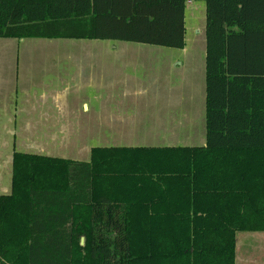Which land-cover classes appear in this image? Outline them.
<instances>
[{
    "label": "trees",
    "instance_id": "16d2710c",
    "mask_svg": "<svg viewBox=\"0 0 264 264\" xmlns=\"http://www.w3.org/2000/svg\"><path fill=\"white\" fill-rule=\"evenodd\" d=\"M186 2L0 0V38L183 49ZM205 6V146L14 152L0 264H235L264 232V0Z\"/></svg>",
    "mask_w": 264,
    "mask_h": 264
},
{
    "label": "rangeland",
    "instance_id": "374dc122",
    "mask_svg": "<svg viewBox=\"0 0 264 264\" xmlns=\"http://www.w3.org/2000/svg\"><path fill=\"white\" fill-rule=\"evenodd\" d=\"M191 1L199 4L198 0ZM204 2L201 5H204ZM200 13L205 15V7L196 14ZM203 16L200 15L194 24H188L185 50L112 40L0 38V195L11 193L13 151L10 146L12 138L7 136L8 109L12 115L15 105L21 104L22 101L31 102L43 98L52 100L57 93H61L66 94L71 100L74 99L78 106L85 101L88 102L91 107L88 116L93 117L100 107L92 106L96 104L90 94L94 89L88 88L87 81L95 76V70L91 69L89 64L94 58L100 57L95 55L100 52L150 53L152 54L150 56L157 58L139 61L161 63L163 68L157 73L161 82L151 88L147 80L154 73L144 68L122 73L124 68L122 67L120 71L112 72L116 77L112 75L108 83L109 93L115 105L108 108L109 131L106 136L87 140L83 156H55L89 161L90 147L205 145V100L202 107L200 98L197 97L198 93L194 99L191 93V81L200 80L198 77L200 73L197 68L193 72L185 67L176 66L178 62L200 61V56L205 53ZM202 19L203 23H200ZM60 53L79 54L84 59H63L61 58L63 56L58 55ZM172 62L174 66L171 68ZM109 67L114 69L116 65ZM70 75L75 81L65 85ZM128 75H140L141 82L136 84V78L126 77ZM115 78L117 81H113ZM122 79L133 83L131 88L138 92L131 97H123L119 93L122 90L119 84ZM127 88L128 85L125 86V89ZM118 102H123V105L118 106ZM77 115L79 116V113ZM17 143L15 151L22 152L20 139H17ZM235 264H264V232L236 234Z\"/></svg>",
    "mask_w": 264,
    "mask_h": 264
},
{
    "label": "crops",
    "instance_id": "0c3cea01",
    "mask_svg": "<svg viewBox=\"0 0 264 264\" xmlns=\"http://www.w3.org/2000/svg\"><path fill=\"white\" fill-rule=\"evenodd\" d=\"M203 0H198V5L191 0H187L185 7V29H186V38H187V28L188 24H194L200 15L196 14L201 12L203 7H205L206 18V6L204 5ZM193 21V22H192ZM200 23H203V19L200 20ZM202 30L200 33L202 34ZM204 36H205V25H204ZM187 48V41L184 47ZM183 48V50H185ZM63 56V59H72L79 60L84 59L80 57L79 54H58ZM94 61H92L89 66L91 69L95 70V76L90 81H87L88 88H92L93 93L90 90L91 99L96 104L92 106L99 105L100 109L96 112V115L93 117L88 116L91 113V107L88 102H83L81 106L77 105V102L73 99H69L66 94L57 93L55 98L49 100L43 98L42 100L35 101H22L21 104L15 105V111L11 115L10 109H8L7 114V127H8V138H12V153L14 154L18 143L17 139H20V153L34 154V155H43L57 158L55 155H78L83 156L86 149L87 140L93 138H103L106 136V133L109 131V107H113L115 104L112 102V95L109 93V78L116 77V71H120L122 67V73L125 71L140 70L141 68L146 69L147 71H152L154 74L150 79L147 80V83L151 88L156 86L161 82V78L157 73L161 71L163 65L158 61H144L140 62L139 59L152 60L157 57L150 56V53H138L136 52H100L96 53ZM157 55V54H155ZM112 56V57H110ZM136 59V61H135ZM110 60H124L121 62H112ZM110 65H116L114 69L110 68ZM121 65V66H118ZM174 63L170 64L172 68ZM176 66L185 67L194 72L197 68L198 73H200V80L197 82L192 79L191 81V93L192 99L196 97L198 93V98L203 107L205 100V127H206V36H205V53L200 56V61H189L187 63L178 62ZM165 68V67H164ZM75 70V68H74ZM126 77H135L136 84L141 82L140 75H128ZM194 77V75H193ZM199 79V78H198ZM75 78L71 75L69 76L68 83L65 82V85L74 83ZM117 81V79H113ZM200 81V82H199ZM134 83V84H135ZM94 84V87H93ZM122 90L119 93L127 98L135 95L138 90L135 92L131 88L133 83L122 79L120 81ZM128 85V88L125 89V86ZM111 89V87H110ZM115 90V89H114ZM138 104V103H137ZM118 106L123 105V102H118ZM139 105V104H138ZM79 113V116L77 115ZM87 115V116H86ZM207 132V131H206ZM105 133V135H104ZM206 144V143H205ZM205 146V145H203ZM120 147V146H119ZM132 147V146H124ZM200 147V146H199ZM90 152L92 147L89 148ZM13 158V155H12ZM71 160L82 161L80 159L69 158ZM12 180V175H11ZM12 191V188H11ZM9 195V194H8Z\"/></svg>",
    "mask_w": 264,
    "mask_h": 264
},
{
    "label": "water",
    "instance_id": "95a60500",
    "mask_svg": "<svg viewBox=\"0 0 264 264\" xmlns=\"http://www.w3.org/2000/svg\"><path fill=\"white\" fill-rule=\"evenodd\" d=\"M83 244H84V238L81 239V245H83Z\"/></svg>",
    "mask_w": 264,
    "mask_h": 264
}]
</instances>
